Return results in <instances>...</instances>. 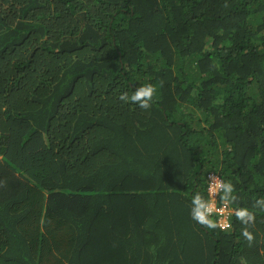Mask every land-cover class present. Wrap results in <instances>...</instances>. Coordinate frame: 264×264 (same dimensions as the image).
Masks as SVG:
<instances>
[{
	"label": "trees",
	"instance_id": "1",
	"mask_svg": "<svg viewBox=\"0 0 264 264\" xmlns=\"http://www.w3.org/2000/svg\"><path fill=\"white\" fill-rule=\"evenodd\" d=\"M0 154V264H264V0H0Z\"/></svg>",
	"mask_w": 264,
	"mask_h": 264
},
{
	"label": "clouds",
	"instance_id": "2",
	"mask_svg": "<svg viewBox=\"0 0 264 264\" xmlns=\"http://www.w3.org/2000/svg\"><path fill=\"white\" fill-rule=\"evenodd\" d=\"M156 92L155 86L145 84L139 86L129 95L127 92L120 94L119 99L124 102L139 104L141 108H149ZM0 154V158H1ZM208 199H205L199 192L191 198V217L198 224L209 230L219 228L221 231L232 227L231 216L234 213L237 220L244 225L255 223L256 215L246 207H231L237 197L234 193V185L231 182H223L222 178L214 173L208 176ZM222 194V195H221ZM255 206L264 209V198L258 199ZM242 236L250 243L255 239L254 234L248 228H243Z\"/></svg>",
	"mask_w": 264,
	"mask_h": 264
}]
</instances>
